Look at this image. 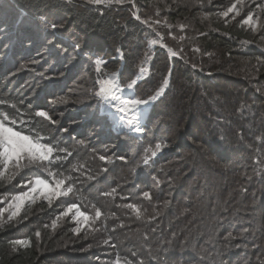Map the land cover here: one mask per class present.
Here are the masks:
<instances>
[{
  "label": "snow or ice",
  "instance_id": "6c2138e0",
  "mask_svg": "<svg viewBox=\"0 0 264 264\" xmlns=\"http://www.w3.org/2000/svg\"><path fill=\"white\" fill-rule=\"evenodd\" d=\"M158 2L164 3L165 0H158ZM204 2L205 0H192V7L199 6L202 9ZM126 3L136 9L135 0H58V3L43 4V10H41V4L32 5L35 12L31 20L20 15L14 21V27H18L17 34L21 45L30 50L37 47L36 34L46 33V35L42 36L40 44L42 50L36 51L34 57L23 59L16 67V71L10 73V76L14 78L20 72H28L31 73V79L26 81L15 93L0 89V190H2V194H0V232L23 225L33 215L32 207L37 203L47 206L38 209L39 214L54 207L62 208V210H58L50 222L36 227L31 236L8 241L12 254H18L21 249H31L33 243H35L38 254L48 250V240L68 223L74 224V227L70 228L71 238L86 241L101 231L111 233L117 228H129L130 225L125 223V219H127L129 222L134 221L144 226L143 233L138 230L134 235L146 244L151 236L159 230L158 220L172 205L171 199H165L159 203L160 186L164 183L170 187L175 186L169 169L186 159L189 154L179 157L178 160L167 161L165 165L155 169V174L152 176L155 192L141 190L137 186L132 193L121 195L124 186L117 185L107 191H100L97 188L98 196L93 200H89L83 194L84 191L98 184L102 174L109 170L107 167H99L94 171L90 165L96 161L103 165H111L116 160L126 165L134 163L132 168L134 173L138 169L151 170L160 155L170 147L166 139L156 138L155 133L148 128L145 116L150 107L169 89L173 67L169 66L167 72L161 75L160 81L150 94L138 95L137 89L141 82L147 84L151 81L152 73L149 61L153 57L149 55L150 47L149 51H146L135 64L137 71L131 74L130 79L125 80L123 69L108 70V64L116 57L111 60L105 59L103 55L98 54V50L88 46L87 39L82 40L81 37L75 36L67 46H64L63 40L57 43L55 39L67 26V21L60 23L61 20H64L60 14L62 11H70L72 8L83 6L95 8L103 15L104 9L112 10L114 7L118 9ZM207 3L212 5L214 0H207ZM172 4L177 7L182 4L187 6V0H172ZM171 7V4H166L164 11L170 10ZM138 11V9L132 11V17L150 30L148 35L155 33V38L149 40V46L159 44L161 48L167 49L170 57L182 60L185 65H190L194 70L198 68L195 62L187 58L183 45L185 36L179 37L180 47L174 51L172 47L163 42L164 37L157 30V26L161 24H165L169 29L173 25L167 24L166 20L161 21L152 19V17L141 19ZM161 11L159 7L156 8L157 17ZM212 15L218 17L225 27L238 21V27L250 31L254 36L258 35L261 40H264V0H231L223 10L214 14L203 13L201 21L209 20ZM176 27L184 30L189 25L179 23ZM210 30L219 31V29L211 28ZM3 31L4 28L0 27V32ZM168 35L173 40L177 39L172 32H169ZM205 35H207L206 32L197 33V36ZM224 35L229 34L224 33ZM49 36L53 39H48ZM251 43L250 40L241 41L242 45ZM3 46L8 47V45ZM85 48H88L87 52ZM192 51L200 53L201 49L193 45ZM117 53L123 60L124 53L119 47ZM203 55L211 58L214 54L205 52ZM82 56L86 58L87 66L91 68V72L78 76L73 80V86L67 92H63L66 85L62 83V78H65L66 73L71 71L70 66H74L73 62ZM50 59L52 63H50ZM244 63L248 65L251 62L245 61ZM44 65H48V68L37 70L43 68ZM262 65H264V52L255 58V63L251 64L245 78L249 80L254 78ZM61 67L65 71H60ZM199 70L203 71V68L201 67ZM256 91L260 92L261 89L257 88ZM60 92L63 94L58 95L57 93ZM213 102H215V98H213ZM58 107H63L64 111L57 113ZM252 107V105L242 103L236 111L244 115L245 110L251 111ZM69 112L77 118L71 119L67 126H63L64 120L67 119L66 113ZM213 123L220 129L219 137L210 133L209 139H205L204 136L193 133L187 136V141L191 145H195L197 149H201L204 144H207L206 151H233L224 132V127L230 126V120L217 112ZM85 124L91 126V131L85 138L77 139V136H84V133L78 129L83 128ZM176 124L178 132L184 128V125H181L179 121ZM113 130L116 131L118 140L122 137L124 140L134 142L136 152L133 157L129 158L126 154L116 155L113 151L115 145L105 144L101 147H93L91 139L93 135L99 136L100 132L105 131L111 134ZM236 135L241 141L243 140L241 130H237ZM256 140L264 144V133L256 136ZM69 141L72 143L69 144ZM96 143H100L99 139ZM247 147L251 148V145ZM109 152L112 154L110 155ZM85 153L88 154L87 157L81 159ZM221 160L225 162L218 163L216 166L225 173L230 172L233 165L237 163L236 160L227 156L221 157ZM252 161L253 175L259 176L260 181L264 182V151L258 149ZM244 167L247 168V164ZM253 175H249L247 172L241 173V177L247 181H251ZM17 180L20 183H16ZM135 192H139L137 199L141 200V203H115L117 198L121 201L130 200ZM247 192V186L238 183L232 189L231 197H246ZM97 200L111 202V205L123 213L124 219L118 216L116 211L104 210V206L98 204ZM227 203L226 200L225 204ZM149 207L152 209L151 212L148 210ZM187 211L185 209L180 215L183 216ZM210 215L215 219L211 230L205 233L208 236L205 243L219 240L217 233L223 223L227 222V217L217 214L215 207ZM197 219L203 220L202 214L192 213L190 223H194ZM110 221H119V223H114L113 228L109 230L106 223ZM231 223L232 227L223 235L224 248H240L241 246L246 248L243 241L254 235L253 229L250 226L245 227L240 220L235 218ZM191 234L192 229H189L188 234L185 235V241L190 239ZM179 235L181 233L172 232L171 237L163 243L174 248ZM33 237L35 238L34 242ZM236 241H240V243H234ZM68 242V240L62 239L58 246L66 247ZM102 243L113 249L120 248L119 244L113 242L111 234ZM182 247H186L183 242ZM153 258L155 259V257ZM110 264H146V260L137 252H131L129 257L128 255L122 256L117 251ZM247 264H264V248H261L254 261L249 260Z\"/></svg>",
  "mask_w": 264,
  "mask_h": 264
},
{
  "label": "trees",
  "instance_id": "16d2710c",
  "mask_svg": "<svg viewBox=\"0 0 264 264\" xmlns=\"http://www.w3.org/2000/svg\"><path fill=\"white\" fill-rule=\"evenodd\" d=\"M47 3H58V0H43V3L41 0H1L0 27H3L4 31L8 30L5 34L0 35V89L5 92L12 91L15 93L16 90L21 89L26 81L31 79V73L28 72H20L14 78L10 76V73L16 71V67L23 59L34 57L36 51L42 50L40 48L42 36L46 35V33L36 34L37 47L30 50L21 45L17 34L18 27H14V21L20 15L31 20L35 12L32 5L41 4V10H43V4ZM129 10V6L124 5L118 9L115 7L112 10L104 9L103 15L95 8L83 6L72 8L70 11H62L60 14L64 20H61L60 23L67 21V26L55 38L56 42L59 43L63 40L64 46H67L75 36H79L82 40L87 39L88 46L98 50V54L103 55L105 59H108L109 54L114 53L119 47L124 53V59L110 62L108 70L115 71L121 66L123 77L124 74L130 73L128 77L130 79L131 74L137 71L135 64L146 51H149V42L147 40L148 29L140 21L135 20ZM230 36L235 39H243L241 34L231 33ZM48 39H53V37L49 36ZM230 41V39L215 36L213 41L208 43L215 42L214 45L218 47L217 49L230 53L234 44L233 42L230 44ZM3 45H8V47L5 48ZM202 45L204 50H210L214 47V45H204V43ZM27 49L29 50L26 51ZM85 51L87 52L88 48H85ZM255 52H250L252 54L247 52L240 54L238 52L237 54L244 58L248 55L260 56V53ZM150 54L153 57L149 62L152 73L151 81L147 84L141 82L137 94H150L160 81L161 75L167 72L169 66L173 67L174 71L169 89L163 97L150 107L146 120L148 128L155 133L156 138L166 139L170 147L160 155L151 170L138 169L134 173L132 171L134 163L126 165L116 160L111 165H103L96 161L90 165L94 171L99 167H107L109 170L102 174L98 184L86 190V195L93 200L98 196L97 188L100 191H107L117 185L124 186L121 195L132 193L137 186L141 190L155 192V183L152 179L155 169L165 165L167 161L178 160L185 154L189 155L169 169L170 176L174 178L175 186L170 187L167 183L160 186L159 203L165 199H171L172 205L165 210L163 217L158 220L159 230L157 233L152 235L145 244L134 235L138 230L143 233L145 231L144 226L125 219V223L130 225L129 228H117L114 232H106L107 236L111 234L113 238L116 236L124 238L123 243L113 239V242L119 244L120 248H109L113 253L111 259L119 251L122 256L128 255L129 257L131 252H137L146 260V264H158V262L159 264H247L249 260L254 261L261 248H264V231H262L264 228V182L260 181L259 176L253 175L252 161L258 149L264 151V144L256 140V136L264 133V96L262 95L264 87L255 84L258 83L257 81H253V85H249L250 83L247 82L249 79L245 78L246 66H211L204 61L203 56L202 58L199 56L187 57L198 65V68L194 70L190 65H185L182 60L170 58L162 49L149 51ZM75 62L84 67L85 73L91 72L85 57H79ZM50 63H52L51 59ZM73 67L71 66L69 74L62 78V83L66 85L63 92L64 89L68 88L66 78L71 75ZM201 67L203 71L199 70ZM46 68L48 65L37 70ZM64 70V68H60V71ZM262 76L263 79L261 80H264V75ZM128 79L125 78V80ZM257 88H260L261 91L257 92ZM63 92L57 94L62 95ZM213 98H215V102H213ZM242 103L252 105V110H245L244 115L237 113L236 109ZM163 104L166 106L165 113H162L164 116L161 113H156ZM217 112L231 122L230 126L224 127V132L233 151H206L207 144H204L203 148L197 149L195 145H191L187 141V136L193 133L202 135L205 139H209L210 133L219 137L220 129L213 123V118L217 116ZM66 115L71 116L72 119L76 117L70 112ZM177 121L184 125V128L180 129L179 132L177 131ZM237 130H241L242 141L236 135ZM88 131H91L90 128ZM162 133L166 135L164 136ZM180 133L184 135L181 136ZM98 139L100 143L94 142L93 147H101L120 141L125 144V147L122 148V151H120L121 148L115 147L113 151L116 155H125L127 152H131V158L136 152L134 142L124 140L122 137L118 140L115 131H112L111 134L106 131L100 132ZM71 143L69 141V144ZM201 143L203 144V141ZM248 145H251V148L247 147ZM87 155L85 153L81 159L86 158ZM223 156L237 161L230 172H222L216 166L218 163L225 162L221 160ZM245 164H247V168L244 167ZM243 172L253 175V179L247 181L242 178L241 173ZM238 183L247 186V196L232 198V189ZM138 197L139 192H135L130 200L121 201L117 198L115 203H141L142 201L137 199ZM226 200L228 201L227 204H225ZM96 202L103 205L104 210L116 211L117 215L124 219L123 213L114 205L108 206L103 200ZM143 203L146 204L147 202ZM213 207L216 208L217 214L227 217V222L223 223L217 233L219 240L205 243L208 239L205 233L211 230V225L215 219L210 215ZM185 209L188 211L183 216L180 215ZM148 210L151 212L152 209L149 207ZM192 213L202 214L203 220L197 219L194 223H190ZM234 218L240 220L245 227L250 226L253 229L254 235L243 241V244L247 246L246 248L243 246L224 248L223 235L232 227L231 222ZM114 223L118 224L119 221L107 222L106 227L111 230ZM189 229H192V234L190 239L185 241V235L188 234ZM124 230H127V235ZM172 232L181 233L174 248L163 243L171 237ZM12 236L13 234L9 232L0 233V264H79L80 260L78 259L72 258L73 260H70L67 259L68 256L62 258V254L57 256L56 252H51L54 251L55 246L50 241L47 243V249L50 253L38 254L35 243H33L31 249H21L18 254H12L8 246V241L13 239ZM34 241L35 238L33 237ZM182 242L186 247H182ZM234 243H240V241Z\"/></svg>",
  "mask_w": 264,
  "mask_h": 264
},
{
  "label": "rangeland",
  "instance_id": "374dc122",
  "mask_svg": "<svg viewBox=\"0 0 264 264\" xmlns=\"http://www.w3.org/2000/svg\"><path fill=\"white\" fill-rule=\"evenodd\" d=\"M230 2L231 0H214V3L212 5H209L207 3V0H205L204 7L202 9L199 6L192 7V0H187V6H184L182 4L180 7H177V5L172 4V0H165L164 3H159L158 0H151V1L135 0L136 9H133L131 4L126 3L125 5L129 6L130 13L138 9L139 10L138 14L141 16V19H148L149 17H152V19H160L161 21L166 20L167 24L173 25V27L169 29L165 24H161L157 26V30L163 35L164 37L163 42L167 44L169 47H172L174 51L178 50L180 47V44L178 43L179 37L185 36L186 39L185 41H183V45H184V49H185V52L187 53L188 58L198 57V56L202 58L203 56L204 61L207 62L208 64H211V66H214V65L215 66H218V65L219 66H246L247 72H248L249 68L251 67V64L255 63V58L258 55L257 56L248 55V56H245L244 58L237 53L239 52L240 54H243L244 52L250 53V52L259 51L255 53H260V56H261L262 52H264V40H261L258 35L254 36L250 31H245L243 28L238 27L237 26L238 21L231 23L227 27H225L224 24L215 15H212L209 20L201 21V15L203 13H213L214 14L217 11L223 10V8L226 7ZM0 3H1V0H0ZM166 4H171L172 7L170 10L164 11ZM157 7H159L162 10L159 17H157L155 14ZM179 23L188 24L189 27L184 30H181L180 28L176 27V25H178ZM210 28L219 29V31L218 32L211 31ZM149 31L150 30L148 29V33ZM5 32H8V30L1 32L0 35L5 34ZM169 32H172L173 35L177 37V39L173 40L168 35ZM198 32H206L207 35L197 36ZM224 33H228V34L234 33L235 35L241 34L243 35V39H235L234 37H231L230 34L224 35ZM147 36H148L147 40L149 42L150 39L155 38V33H152L151 35L147 34ZM215 36L216 37L218 36L219 38L230 39L231 41L229 43L230 44L231 42L234 43L232 45V48H233L232 52H235V53H232V52L226 53L224 52V50L217 49L218 47L214 45L215 42L211 44L208 43V42L213 41V37ZM2 37L4 38L5 36H2ZM243 40H250L252 41V43L248 45H242L241 41ZM202 43H204V45L205 44L210 45V46L214 45V47L210 50H204ZM193 45L198 46L201 49V52L194 53L192 51ZM149 47H150L151 52H153V50L155 49H162L167 53V49L161 48L159 44L149 46V43H148V48ZM28 50L29 49H27L26 51ZM205 52L212 53L214 55L210 58L209 56L203 55V53ZM113 57H116L115 60H119V61L121 60L118 56L117 50H115L114 53L109 54L108 59L111 60V58ZM245 61H249L251 63L246 65L244 63ZM73 63H74L73 71L71 75L66 78L67 79L66 84L68 88L64 89V92H67L68 89L73 86V80H75L78 76H83L85 74V72L83 71L84 67L82 65L80 66L79 63L75 61ZM119 69H121V66ZM252 70L255 71V69H252ZM66 74L68 75L69 72H67ZM262 75H264V65L260 67V70L258 73H256L255 77L252 78L251 80H247V82L250 83L249 85H253V81H257L258 83H255V84L261 87H264V80H261L263 79ZM129 76H130V73L124 74V79L125 78L128 79ZM262 95L264 96V93H262ZM165 107H166L165 104L161 105V107L159 108V110L156 111V113L157 114L165 113L166 111ZM58 108H63V107H58ZM63 109H56V111L57 113L63 112L64 111ZM147 116H148V113L145 116V122L147 120ZM162 116H164V114H162ZM66 117L67 119L64 120L63 126H67L68 123H70L72 119L71 116L66 115ZM89 128L91 130V126L85 124L83 128L78 129V131H81L84 133V136H77V139L85 138L90 132L88 131ZM162 135L165 136L166 134L162 133ZM99 137H100V134L99 136L93 135L91 137L93 144L94 142L97 141ZM110 145H115L116 147L121 148L120 151H122V148L125 147V144H122L120 141H117L114 144H110ZM126 154L130 158L132 153L127 152ZM16 183H20V181L17 180ZM0 194H2V190H0ZM83 194L85 197L91 200V197L86 195V191H84ZM105 202L107 203L108 206H110L111 202L109 201H105ZM46 207H47L46 204L37 203L36 205L32 207L33 215L30 216L28 221H25L23 225L15 229H10L4 232H9L13 234V236H15V237L12 236L13 239L27 237L33 231H35L36 227H39L43 225L44 223L50 222L51 218H53L57 214L58 210H62V208L54 207L53 209L47 210L43 214L38 213L37 211L38 209L46 208ZM105 207H107L106 204H105ZM71 227H74V224L68 223L62 226V228L59 229L56 233H54L52 238L48 240L55 246L54 251H51V252H56L57 256L62 254V258H64L63 256L65 257L68 256L69 258L67 257V259H70V260H73L72 258L78 259L80 260L79 264H110L112 260L111 259L112 254H113L111 253L109 249L111 246H106L102 243V241L108 237L106 232L101 231L97 233L94 237L89 238L86 241L82 239L75 240L71 238V233H70ZM124 232L127 235V230H124ZM46 238L47 236L45 237V239ZM62 239L69 241L66 247L58 246V243L61 242ZM113 239H115L116 242H120V243L124 242L123 240L124 238L122 236L121 238L116 236ZM89 245H91V247H89ZM47 253H50V251L46 250L42 252V254H47Z\"/></svg>",
  "mask_w": 264,
  "mask_h": 264
}]
</instances>
